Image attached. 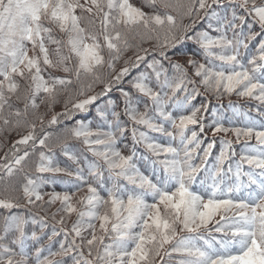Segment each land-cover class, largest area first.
<instances>
[{"label":"snow or ice","instance_id":"obj_1","mask_svg":"<svg viewBox=\"0 0 264 264\" xmlns=\"http://www.w3.org/2000/svg\"><path fill=\"white\" fill-rule=\"evenodd\" d=\"M226 3L150 0L149 14L130 0H0V133L28 130L0 164V264H157V258L160 264H264V3ZM201 14L217 35L193 31ZM185 40L198 45L207 63L188 59L185 65L169 57L167 49ZM151 41L160 59L146 63L150 74L140 72L130 81L150 104L119 88L122 112L112 99L97 105L102 123L95 128L79 120L58 133L41 128L37 134V122L44 124L42 105L52 112L66 96L64 111L53 114L48 127L89 112L122 83L130 66L147 60L141 45ZM133 49L135 58L124 59ZM49 69L65 75L49 72L45 78ZM201 87L216 100L235 94L256 101L261 119L229 105L243 116L241 126L230 120L232 126L225 127L216 111L206 126L201 113L208 102L193 103ZM129 122L133 147L124 155L118 144ZM206 127L213 136L232 133L237 144L243 141L239 153L233 140L222 138L213 156L216 142L204 146L201 138ZM71 140L94 157L87 175L68 147ZM29 145L40 151H28ZM137 145L149 155H140ZM20 146L25 150L17 155ZM55 149L76 167L60 166ZM139 160L147 161L150 174L141 171ZM32 166L40 174L35 178L28 174ZM44 174L72 177L64 183L75 191L49 194L48 206H61L52 214L56 220L63 213L59 228L54 225L45 236L28 234L29 220L11 213L21 198L31 206L44 200L41 187L54 182ZM73 214L77 219L68 228ZM31 223L39 224L40 233L47 227L43 217Z\"/></svg>","mask_w":264,"mask_h":264},{"label":"trees","instance_id":"obj_2","mask_svg":"<svg viewBox=\"0 0 264 264\" xmlns=\"http://www.w3.org/2000/svg\"><path fill=\"white\" fill-rule=\"evenodd\" d=\"M130 3L133 4V6L141 8L142 11L145 13H152L153 8L150 4V0H130ZM264 3V0H257V4ZM225 6H227L226 0H225ZM185 24L189 23V21L186 19L184 21ZM207 19L203 17V14H201V19L197 21L196 27L193 29V31H198V30H208L210 34L212 35H217V33L212 32L210 29L207 28ZM255 31H259V27H255ZM192 33L190 32L189 35ZM229 36H231V33H229ZM259 38H257L258 40ZM257 42L253 41L249 45L250 51H254L256 47ZM31 47V45H29ZM143 49H148V55H147V60L143 63L140 64L138 68H132L130 66V73L128 76H126L122 83L119 85H114L113 91L110 92L107 96H102L99 100H97L96 104L91 106V109L87 113H76L71 119L68 118H61L60 122L57 125H53L52 127H48V121L51 119V116L55 113H60L64 111L63 108V101L66 99V96H62L60 99V103H58L54 110L52 112H49L46 108V106L42 105L40 108V114L44 116V124L41 125L39 122H37V134L42 135L40 129L44 128L45 131L47 132H53V133H58L62 131L66 126L71 127L75 124L76 121L79 120H85V121H92V126L95 128L97 124L102 123V121L99 120V117L96 116L95 113V108L97 105L104 104L108 99H112L116 102L117 104V110L121 111L123 110V98L119 92V88H124L125 90L131 91L133 93V100L140 99L141 101L147 102L150 104V101H147L146 97H141L140 94L135 93V91L131 88L130 81L138 75L140 72H148L150 74V70L146 68V63L148 61H151L153 57L160 59L159 57V50L155 48V42H145L141 45ZM169 57L172 58L174 62H180L182 64L186 65V62L188 59H195L200 63H207V61L204 59L202 55V50L199 49L198 45L194 44L190 40H185L183 43L178 44L175 48H170L167 49ZM33 53H29V55H32ZM143 54V53H141ZM135 58V49L130 50L126 55L124 59H129ZM247 59V57H245ZM165 66L168 67V61H164ZM218 63V62H217ZM124 66V61H120L119 64L117 65V71L120 70ZM107 69H105V72ZM49 72H51L52 75L54 76H63L65 75L62 72H56L52 71L49 69L44 73L45 78L48 77ZM192 69L189 68V74H191ZM19 82L21 83L22 87L25 85V81L20 80L19 77H17ZM198 80V78H197ZM151 86L155 88V83L154 80L149 82ZM103 85H100L96 88V92L99 93L102 91ZM158 90V89H157ZM201 95L196 98V100L193 101L194 104L199 105L202 102L207 101L208 102V111L207 112H202L201 115L203 116L202 123L207 125H210L212 120L215 118L212 115L213 111H216L218 115H222L224 117L223 123L225 127H230L232 126L229 121H234L235 126H241L243 122V116H237L234 115L232 108L229 107V105H232L233 107L237 108L241 113H248L250 116L256 118V119H261L259 114L256 111V106L257 102L253 101L248 98H241L235 94H233L231 97L225 95L222 99L216 100L214 96L208 94L205 92V90L201 87L200 88ZM94 94V93H93ZM178 96H181V94H178ZM182 98V96H181ZM14 104H16L15 100L13 99L12 101ZM17 107L22 108L23 104H16ZM140 109L143 111V103L140 104ZM122 120H127L126 117L122 115L121 117ZM131 127L132 125L130 122L128 123V128L129 131L125 133L124 138L121 140L120 144H118V147L121 148V151L123 152L124 155L130 154V150L133 147V141L131 137ZM144 130V129H141ZM27 129L20 130L18 133L17 132H12V133H0V164H4L6 161L4 160L5 154L10 153V150L12 149V145L15 143L16 140H18L22 135L27 134ZM205 135L202 134V137L204 139V146L207 145V143L211 141L216 142V148L213 150V156H215L218 153L219 147H220V140L223 139H231L233 140V145L236 148L237 152L239 153L241 144L243 141H241V144H237L235 142V137L233 136L232 133L227 134L225 136L223 133H218L215 136L212 135L211 129L206 127L205 128ZM150 135L157 136L158 134L155 133H150ZM166 138H163L160 140V142H165ZM252 143H255V140L252 141ZM127 146V147H125ZM21 147V152L17 153V155L22 154L23 151L25 150L24 146ZM68 147L72 149L75 155H77L78 158L81 160V167L85 168V174L87 175V162L92 161L94 157L91 156V153L88 152L87 148L79 141L76 140H71L69 141ZM137 151L140 155H149L144 148L140 145H137ZM28 151L30 152H35L38 153L40 151L39 148L32 149L31 145L28 146L27 148ZM55 154H56V162L62 166H68L70 168H75L76 165L72 162L69 161L66 157H64L59 149H55ZM35 155L30 157V160H35ZM238 158V157H237ZM11 160V157L9 156V162ZM211 162V158H210ZM139 166L141 168V171H143L146 175L150 174V168L148 167L147 161L139 160L138 161ZM30 176L35 178L37 175H40L34 171V166H32V170L28 173ZM0 175H3L2 170H0ZM20 179L23 181L24 178V173H19L18 174ZM45 176L49 177L50 181L54 180V182H49L45 184L43 187H41L40 192L41 195H43L44 200L43 201H38L35 206L28 205L26 201L21 198L19 203L20 207L15 208L12 210L11 214H18V215H23L25 216L28 220L29 223L26 226V232L28 234H31L32 231H37L38 234L45 236L46 234L50 233L52 231L53 226L55 225L57 228L60 227V225L56 224V220H59V218H56V220L52 219V214L57 211L60 207L56 205H53L51 207L48 206L47 201L50 199L49 194L52 193L53 191L56 192H64V191H69L74 192L75 189L66 187V184L64 183L65 181H71L73 180L72 177L64 176V175H58L56 177H51L50 174H44ZM201 175H203L201 173ZM15 180V177L13 178ZM19 187V186H18ZM80 193H83L82 196ZM78 195L74 196V200L79 199L80 197H83L87 194L86 190L84 192H80ZM18 195H21L22 193H17ZM103 194V193H102ZM2 198V197H0ZM2 212V210H0ZM2 214H8V213H2ZM41 217L44 218V222L47 224V227L44 229L43 233H40V226L39 224H32L31 220L33 218L39 220ZM66 227L70 228L71 225L66 222ZM182 235H186V233H182ZM215 236H219L217 233H213ZM62 239V237H58L57 240ZM46 243V242H45ZM167 259V258H165ZM157 264H160V259L157 258Z\"/></svg>","mask_w":264,"mask_h":264},{"label":"rangeland","instance_id":"obj_3","mask_svg":"<svg viewBox=\"0 0 264 264\" xmlns=\"http://www.w3.org/2000/svg\"><path fill=\"white\" fill-rule=\"evenodd\" d=\"M52 47H54V46H52ZM80 194H81V196H82L83 193H80ZM75 200H78V199L75 198ZM75 200H74V201H75ZM57 206L61 207L59 203H57L56 207H57ZM61 215H63V213H61L60 215H57L56 218H59V219H60V216H61ZM76 219H77L76 215L73 214L72 217H71L70 219L67 220V223L70 224V225H72V223H74V222L76 221ZM85 235H87V233H85Z\"/></svg>","mask_w":264,"mask_h":264}]
</instances>
